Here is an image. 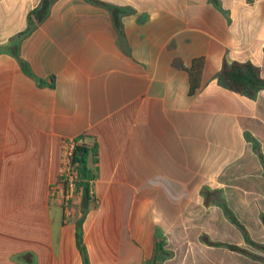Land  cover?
Wrapping results in <instances>:
<instances>
[{"label":"crops","instance_id":"1","mask_svg":"<svg viewBox=\"0 0 264 264\" xmlns=\"http://www.w3.org/2000/svg\"><path fill=\"white\" fill-rule=\"evenodd\" d=\"M225 62L264 78V0H0V264H84L51 192L80 136L90 264H264V90Z\"/></svg>","mask_w":264,"mask_h":264},{"label":"trees","instance_id":"2","mask_svg":"<svg viewBox=\"0 0 264 264\" xmlns=\"http://www.w3.org/2000/svg\"><path fill=\"white\" fill-rule=\"evenodd\" d=\"M30 25L32 23V16H29ZM204 69V59L197 58L193 60L191 67L189 68V78H190V94L193 95L199 88L201 84L202 73ZM218 82L221 86L226 89L235 92L240 95H244L250 99H255L258 93L264 90V78L261 76L260 69L250 62L240 63V62H225L221 67L220 72L217 76ZM84 136H80L74 141V149L71 155V166L74 167L76 171L75 177V188L76 192L81 195V208L80 216L76 219V244L78 250L82 256L84 264H90L88 259V254L86 247L83 242V222L86 215L92 208V206H97L95 202V197L92 193L93 183L97 179V163H98V145L94 142L92 145L87 143H79ZM71 143V142H69ZM254 148L258 152L259 157L262 160L264 167V159L262 154L259 152L258 145L255 144ZM92 158V163L95 167L89 166V159ZM68 187L67 184L64 185ZM94 204V205H93ZM63 209V206H62ZM65 217V215H64ZM264 222V219H263ZM246 241L254 247L264 249V246L259 245L248 237L246 233ZM162 246L158 245V250ZM231 249L239 251L248 255H252L244 249L230 246ZM253 257L264 260L262 257L252 255ZM148 264H159L157 258H154Z\"/></svg>","mask_w":264,"mask_h":264},{"label":"rangeland","instance_id":"3","mask_svg":"<svg viewBox=\"0 0 264 264\" xmlns=\"http://www.w3.org/2000/svg\"><path fill=\"white\" fill-rule=\"evenodd\" d=\"M87 143H92V141H90V139H86L85 140ZM73 147H72V145ZM74 144L73 142L69 143L68 145H65L62 149V159H63V155L65 154H69V152L73 151L74 149ZM61 170H63V172L65 171V164H64V160L61 164ZM62 173V171L60 172ZM72 170H66L65 174L67 175H71ZM60 177V176H59ZM63 179V178H62ZM66 180H61V182L63 183V192H58L57 189H55L56 192H54L52 198H53V203L54 205H61L63 206V210H64V215H65V219L68 222H74V220H76L77 218V209L76 207L79 204V198L81 199V195L80 193L76 192V188L73 187L71 189V186L68 184V187L64 186V183ZM71 183L74 184V178L72 181H70ZM62 189V188H61ZM95 202L97 205H99V201L98 199H95Z\"/></svg>","mask_w":264,"mask_h":264},{"label":"built area","instance_id":"4","mask_svg":"<svg viewBox=\"0 0 264 264\" xmlns=\"http://www.w3.org/2000/svg\"><path fill=\"white\" fill-rule=\"evenodd\" d=\"M69 144V143H68ZM67 144V145H68ZM72 145V144H71ZM72 147H73V145H72ZM71 155H72V151L71 152H69V154H65V155H63V159H62V162H63V160H64V164H65V171L66 170H72V173H71V175H66L65 174V171L63 172V170H61L62 171V173H60V177L58 178V182L52 187V189H51V192H52V195L54 194V192H56L55 191V189H63L64 187H63V183L61 182V180H66L65 182L66 183H64V185L65 184H69L70 186H71V189L73 188V187H75V183L73 184V183H71L70 181H72L73 180V178H74V182H75V177H76V171H75V169H74V167L73 166H71V163H70V161H71ZM63 178V179H62Z\"/></svg>","mask_w":264,"mask_h":264}]
</instances>
